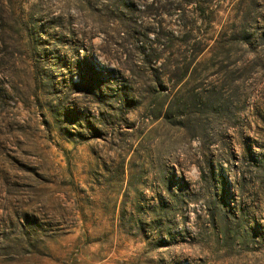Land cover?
Instances as JSON below:
<instances>
[{"label":"rangeland","instance_id":"374dc122","mask_svg":"<svg viewBox=\"0 0 264 264\" xmlns=\"http://www.w3.org/2000/svg\"><path fill=\"white\" fill-rule=\"evenodd\" d=\"M0 264H264V0H0Z\"/></svg>","mask_w":264,"mask_h":264}]
</instances>
